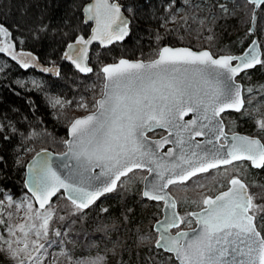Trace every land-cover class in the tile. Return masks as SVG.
Listing matches in <instances>:
<instances>
[{"label": "snow or ice", "instance_id": "1", "mask_svg": "<svg viewBox=\"0 0 264 264\" xmlns=\"http://www.w3.org/2000/svg\"><path fill=\"white\" fill-rule=\"evenodd\" d=\"M251 2L264 4V0ZM219 7L228 11L223 4ZM85 12L87 20L95 24L93 34L89 39L80 36L75 44L68 45L65 59L80 72L91 73L93 69L87 64L89 45L93 41L104 46L123 41L129 35L130 21L118 0H93L85 6ZM187 19L183 18L184 23ZM171 20L175 22L176 15ZM8 35V29L0 25V36ZM13 47L7 44L0 47V52ZM12 58L17 59L15 55ZM234 60L239 63L234 65ZM22 63L25 68L32 66L27 60L22 59ZM256 65L264 67V59L255 49L234 57L214 56L209 50L194 51L191 47L163 46L154 58H122L103 66L97 73L103 81L100 98L94 100L88 115L75 119L70 126L72 139L66 141L68 151L62 162L67 174L57 172L46 154L29 165L32 198L17 203L8 197V207L16 204L17 212L26 210L24 222L7 224V238L0 234V251L9 252L16 264H44L47 249L55 243L49 233L62 235L52 227L53 222L65 219L53 206V197L63 189L72 207L65 206L61 211L74 215L116 191L122 177L143 170L147 175L142 177V196L163 201L170 210L157 229V248L175 253L180 264H264V234L257 227V220L264 226V186H260L261 192H252L238 174L232 176L226 190L214 196L202 194L201 210L186 214L195 218L198 227L174 234L171 229L192 221L179 215L177 202L168 191L169 186L186 185L222 166L227 171V166L248 161L256 169H264V143L235 133L229 137L222 117L229 110L247 112L245 90L234 77ZM32 83L39 87V82ZM246 91L252 93L253 89ZM50 102L53 107L71 103L58 97ZM78 107L88 109V104L81 100ZM189 114L193 118L185 120ZM255 123L264 130V116ZM3 127L0 124V130ZM158 129L166 130L167 135L152 139L149 133ZM197 136L208 139L203 144L194 142ZM166 144L175 148L162 153ZM96 168L100 171L93 174ZM205 186L202 182L195 184L196 188ZM8 216L11 219L12 213ZM5 223L0 219V225ZM61 255L67 256V252L61 251ZM104 259L97 255L78 259L75 264H103Z\"/></svg>", "mask_w": 264, "mask_h": 264}, {"label": "trees", "instance_id": "2", "mask_svg": "<svg viewBox=\"0 0 264 264\" xmlns=\"http://www.w3.org/2000/svg\"><path fill=\"white\" fill-rule=\"evenodd\" d=\"M89 1L0 0V25L8 29L17 57L13 59L10 51L0 52V124L4 125L0 130V201L4 202L8 195L26 193V165L37 152L66 150L69 124L88 114L94 100L100 97L103 81L97 73L105 64L121 58L148 60L166 45L209 49L214 55L237 54L255 36L264 59V5L258 10L253 35L250 30L254 6L245 0H234L233 4L224 0H176L169 10L166 7L170 0H119L132 19V33L123 44L94 48L90 58L94 72L83 76L63 56L68 45L90 34L91 25L84 23L83 15ZM220 4L228 6V11L223 12ZM182 5L186 11L178 18L174 12ZM172 15H176L175 22ZM184 17L188 18L187 23ZM157 36L161 39L157 40ZM22 59L32 66L23 67ZM49 65L58 66L59 75L43 71ZM33 81L39 82V87ZM239 81L244 85L245 98L250 97L246 90L253 85L264 104V67L243 73ZM55 97L71 103L53 107L50 101ZM81 100L88 109L78 107ZM246 107L249 109L248 101ZM246 113L243 110L236 114L235 128L260 136L264 142V134L258 135L250 112ZM259 113L264 116V108ZM255 176L264 186V169L256 170ZM126 182L123 180L115 192L102 197L90 209L53 222L52 227L62 235L56 237L52 232L50 240L55 245L63 243L67 252L64 259L77 251H102L108 246L111 253L106 264H166L165 257L176 264L173 256L158 250L155 244H141L144 232L155 237L153 225L161 215V205L142 199L141 182L130 190L124 189ZM55 202L72 207L62 194ZM257 225L264 234L259 220ZM108 239L116 241L115 246Z\"/></svg>", "mask_w": 264, "mask_h": 264}, {"label": "rangeland", "instance_id": "3", "mask_svg": "<svg viewBox=\"0 0 264 264\" xmlns=\"http://www.w3.org/2000/svg\"><path fill=\"white\" fill-rule=\"evenodd\" d=\"M224 1H227V2L232 3V4L234 3V0H224ZM175 3H176V0H170L168 6L166 7L167 10L171 9L175 5ZM225 7L228 9V6H225ZM128 9H130V8H128ZM185 11H186L185 6L182 5V6L178 7L174 13L178 15V18H181L183 16V12H185ZM210 17H213V15H211ZM7 44L13 45L10 36L9 35L6 37L0 36V47H5ZM9 51L12 52L14 55L15 48L13 47V48L9 49ZM249 88H252L253 91H252V93L247 92L248 96H250V97L245 98V100L248 101V106H249V109L246 107V110L248 109L247 111L250 112V121L255 122V120L257 118L261 117V115L259 113V109L264 108V104L262 102L263 98H261L259 96L257 91L254 89L253 85H250ZM249 101H250V103H249ZM254 110H256V111H254ZM246 116H248V115H246ZM229 124H230L232 130H235V128H234L235 127V120L229 119ZM255 125H256V123H255ZM255 128H256V130L257 129L259 130L258 135H261L260 134L261 132H262V134H264V130H261L260 128H258L257 125ZM232 173H234V174L239 173L240 175H242L246 179H248L250 182L249 183L250 191H252V192H261L262 191V189L260 187V186H263L262 182L258 178H256V176L252 177V175L249 174L248 168H246L244 165H239L236 169H234L233 172L230 171V172L217 173L216 175L209 176L208 178L196 179V180L192 181L189 185H186L183 187H179V186L174 187L173 188L174 193L179 197V200H181L180 212H182L181 213L182 216L186 217L187 213H190L191 210L195 209L196 203L201 199L202 194L206 195L209 193L216 192L220 188V186L222 185L221 182L230 178V175ZM143 176L144 175L132 176V178L127 180V182L123 185L124 189L130 190V188H132V186H136L139 182L142 183V181H143L142 177ZM199 182L204 183L206 186L204 188H196L195 184L199 183ZM140 195H141V192H140ZM9 196H11V195H8L5 199V201L3 202V205H0V219H4L6 221V223L4 225H0V234L4 235L6 238L8 235L7 232L5 231L7 224H9V223H11V224L23 223L24 217H25V211H26L25 209L21 208L20 211L17 212L16 204H12L11 207H8V204H9L8 197ZM29 198H32V197L26 192V193H21L17 197H12V200L19 203L20 201H24V200H27ZM193 201H196V203H193ZM33 202H34V200H33ZM53 206L57 208L58 215L65 216V218H67V215H68L67 212L61 211V209H65L64 204H59V203H56L54 201ZM8 213H12L11 219H9ZM161 216H162V214L160 216H158V218L160 219ZM158 218L154 221V223L158 220ZM186 219L192 221V219H188V217H186ZM192 223H193V221L191 222V224L184 223L183 226H191ZM147 232H144V235H143L142 240H141L143 243L141 242V244H148V245L150 243L155 244L156 240L158 239L157 233L154 231L155 237L152 238V237H150V234L149 235L147 234ZM51 233L52 232L49 233V239H50ZM108 242L112 246H115V244H116V241H114V240L112 241L111 239H108ZM4 247L6 248V245ZM65 250H66V248L63 246V243L62 244L60 243L59 245L52 244V246L47 249V253L45 254L47 258L44 259V264H75V262L78 259L95 258L97 255L105 258L103 261V264H106V262L108 260H110L109 258H110L111 252L108 251V246L106 249L104 248V250H102V251L94 249V248L91 250L89 249L87 251H77L76 255H74L73 253L71 254V259H69V258L64 259L65 256L61 255V251L65 252ZM163 253H160V254H163ZM3 256L5 259L3 258ZM165 260H166V264H175L172 262L170 263V257H165ZM174 261L176 262V264H178V262L175 259H174ZM0 263L16 264V261L12 258L11 254L9 252L0 251Z\"/></svg>", "mask_w": 264, "mask_h": 264}, {"label": "water", "instance_id": "4", "mask_svg": "<svg viewBox=\"0 0 264 264\" xmlns=\"http://www.w3.org/2000/svg\"><path fill=\"white\" fill-rule=\"evenodd\" d=\"M245 1H247L248 3H250V4H252L253 6H254V13H253V18H252V22H251V25H252V27H251V30H250V32H251V34H253V35H255L256 34V29H255V24H256V19H257V12H258V10L260 9V7L261 6H263L264 4H253L252 2H251V0H245ZM93 2V0H90L86 5H88V4H90V3H92ZM118 3L122 6V11L124 12V15L128 18V20L130 21V24H129V28H130V32H129V35L127 36V37H125V39L123 40V41H117V42H114L113 44H110V45H107V46H104V45H101L100 43H99V41H93L90 45H89V50H88V61H87V64H88V66L89 67H91L92 69H93V67L91 66V63H90V58H91V55H92V52H93V50H94V48H96V47H99V48H101V49H107V48H111L112 46H114L115 44H123L129 37H130V35H131V33H132V19L130 18V16L125 12V7L123 6V4H121V2L118 0ZM85 5V6H86ZM85 6H84V8H83V15H84V23L85 24H87V25H91V30H90V34L88 35V37H86V39H89L90 37H91V35L93 34V28L95 27V24H94V22L93 21H88L87 20V14H86V12H85ZM72 44H75V43H72ZM166 46H170V45H166ZM171 47H174V46H171ZM177 47H184V46H177ZM249 49H255V51H257L259 54H260V58L262 59V49H261V45H260V41H259V39L255 36L254 38H253V40L251 41V43L248 45V47L242 52V53H237V54H220V55H232V56H234V57H240V56H242V55H244L246 52H248L249 51ZM194 51H196L195 49H193ZM203 50H209V49H203ZM69 51V49H68V46H67V48H66V50H65V52H64V56H63V60L65 61V62H67L68 64H70L76 71H78L81 75H83V76H89V75H91V74H93V72H94V69H93V71L91 72V73H84V72H80L79 71V69H77L76 67H75V65L74 64H72V62H71V60H68V59H65V53L66 52H68ZM210 51V50H209ZM214 55V54H213ZM220 55H218V56H220ZM215 56V55H214ZM122 59V58H121ZM123 59H128V58H123ZM120 60V59H119ZM118 60V61H119ZM129 60H131V59H129ZM118 61H116V62H118ZM116 62H114V63H116ZM239 63V61L238 60H234L233 61V64L235 65V64H238ZM37 64V63H36ZM108 64H112V63H108ZM108 64H105V65H108ZM104 65V66H105ZM260 65H256V67H254V68H250V69H245V70H243V71H241V72H239L235 77H234V80H235V82L237 83V84H239V85H241L242 87H243V89H244V85H243V83L241 82V81H239V77L243 74V73H245V72H248V71H251V70H254V69H256L257 67H259ZM44 69H53L54 71H46V72H48L49 74H56V72L57 71H59V67L58 66H44L43 67V71H44ZM100 98V97H99ZM244 99H245V97H244ZM246 104V103H245ZM243 111V110H242ZM241 111V112H242ZM228 112H235V111H232V110H229ZM228 112H226V113H228ZM235 113H238V112H235ZM240 113V112H239ZM89 114V113H88ZM88 114H86V115H88ZM225 114V113H224ZM86 115H83V116H80V117H77V118H82V117H84V116H86ZM223 115V114H222ZM190 118V119H192L193 118V116H192V114H189L188 116H186V117H184V119L185 120H188L187 118ZM76 118V119H77ZM72 124V123H71ZM71 124H70V126H71ZM225 124V123H224ZM70 126H69V128H68V139H67V141L68 140H70V139H72V137H71V135H70ZM158 130H160V129H158ZM164 131H166V130H164ZM167 132V131H166ZM225 132H226V125H225ZM227 133V132H226ZM235 134H239V135H243V136H248V135H245V134H243V133H235ZM167 135V134H166ZM165 135V136H166ZM227 135L229 136V137H231V135L232 134H228L227 133ZM250 137H253V136H250ZM175 137H172V139H174ZM253 138H256V139H260L259 137H253ZM152 139H155V138H152ZM160 139V138H159ZM208 139V137H206V136H197V137H195L194 138V142H199V143H201V144H203L206 140ZM156 140H158V139H156ZM261 140V139H260ZM261 142L262 143H264L262 140H261ZM167 146H171V148H175V145L174 144H166V145H164V147H163V149H162V153H163V151H164V149L167 147ZM210 147V146H209ZM68 151V144L66 143V150L63 152V153H55V152H53V151H51V150H41V151H39V152H37L32 158H31V160L27 163V165H26V171H25V181H24V185H25V190H26V192L32 197V193L29 191V183H28V181H29V175H30V173H29V165L34 161V160H37V159H40L42 156H44L45 154L48 156V157H50L51 158V161H52V165H53V167L56 169V171L57 172H59L62 176L63 175H66L67 174V169H65V168H63L62 167V162H63V160L65 159V157L63 156V154L64 153H66ZM179 151V149H177V152ZM38 154H40V156H38ZM73 163H74V161H73ZM222 167H224V166H222ZM221 167V168H222ZM254 168V167H253ZM254 169H256V168H254ZM256 170H261V169H256ZM100 171V169L99 168H96L95 169V172L93 173V174H95V173H98ZM210 171H212V170H210ZM124 177H122L121 178V180L123 179ZM149 179H151V177H149ZM119 183L120 182H118V186H119ZM169 188H170V186H169ZM144 190V189H143ZM168 191H169V189H168ZM115 192V191H114ZM63 194L64 196H65V198L67 199V193L66 192H64V190L62 189L61 190V192L60 193H58L57 194V196L56 197H53V202L56 200V198L59 196V194ZM111 193H113V192H111ZM111 193H106L105 195H108V194H111ZM171 194V193H170ZM105 195H103V196H101L99 199H97L93 204H91L88 208H85L83 211H86V210H88V209H90L91 207H93L102 197H104ZM173 197V196H172ZM174 198V197H173ZM144 199H148V198H146V197H144ZM175 199V198H174ZM33 200H34V198H33ZM148 200H150V201H153V200H151V199H148ZM176 200V199H175ZM35 202V201H34ZM155 202H162V203H164L163 201H155ZM177 202V201H176ZM37 207H38V204L36 205ZM170 210L169 209H167L166 208V206L164 205V208H163V210H162V217L158 220V221H156L155 223H154V225H153V230L157 233V235H158V238H159V231L157 230V229H159L160 227H161V225H160V222L161 221H163L164 220V218H165V216L168 214V212H169ZM176 211L178 212V203H177V208H176ZM200 211V210H199ZM199 211H196V212H199ZM179 213V212H178ZM193 219L195 220V218L193 217ZM196 223V222H195ZM181 227H182V224H180L179 225V228L178 229H176V228H173V229H171V231L173 232L174 230L175 231H180V230H182V231H191V229H181ZM198 227V225L196 224V226L195 227H193V228H197ZM258 227V226H257ZM258 230H259V228H258ZM262 233V232H261ZM173 234H174V232H173ZM155 247H156V243H155ZM157 248V247H156ZM157 249H160V250H163L164 252H166V253H168V254H171L174 258H175V260L180 264V262H179V260L176 258V255H175V253H172V252H168V251H166L165 249H163V248H157Z\"/></svg>", "mask_w": 264, "mask_h": 264}, {"label": "flooded vegetation", "instance_id": "5", "mask_svg": "<svg viewBox=\"0 0 264 264\" xmlns=\"http://www.w3.org/2000/svg\"><path fill=\"white\" fill-rule=\"evenodd\" d=\"M242 112H243V111H242ZM242 112H240V113H242ZM236 114H238V113H235V112H228V113H225V114L222 115V117H223V119H224V123H225V125H226V132H227L228 134L243 133V134L248 135V136L259 137V136H255L253 133L251 134L250 132L239 131V130L236 129L235 127H234L235 130H232V128H231V126H230V124H229V119H231V120H235ZM190 118H191V117H190ZM190 118L188 117L187 119L189 120ZM166 134H167V132L164 131V130H157L155 133H149V136H150L151 138L159 139V138H161L162 136H165ZM259 138H260V137H259ZM260 139H261V138H260ZM261 140H262V139H261ZM262 141H263V140H262ZM169 148H171V146H167V147L164 149L163 152H167ZM239 165H244L246 168H248L249 174H251L252 177H254V172L256 171V169H254V168L251 166L250 162H248V161H244L242 164H239ZM239 165L227 166V169H228L227 171H225V170H224V167H222V168L219 169V170H212V171H210L209 173L200 174V176H198V177H196V178H193L192 181H194V180H196V179H200V178H208L209 176H213V175H216L217 173H221V172H222V173H223V172H230V171L233 172L234 169H236ZM237 174L240 176L241 179L245 180L246 183H248V184L250 183L249 180L246 179L244 176L240 175L239 173H237ZM237 174L232 173V174L230 175V178H231L232 176H234V175H237ZM134 175H147V173H146V171H143V170H137V171H135L134 173H130V174H129V178L131 179L132 176H134ZM129 178H128V177H124V178L121 180V182H122L123 180H126V179L128 180ZM230 178H228V179H226L225 181L221 182L222 185L220 186V188H219L216 192H214V193H209V194H206V195H213V196H214V195L218 194L219 192L226 190V188H227V182H228V180H229ZM192 181H188L186 185H189ZM121 182H120V183H121ZM140 185H141L140 192H141V197H142V199L145 200V201H147V202H154V203H156V204H160V205H161V214H162V210H163L165 204L162 203V202H155V201H150V200H148V199H144V197L142 196V192H143V189H144V181H142V183H140ZM186 185H175V186H170V188H169V192L172 194V196L176 199V201H177V203H178V211H179L180 216H182V214H181L182 212H180V204H181V200H179V197L174 193V189H173V188L176 187V186L183 187V186H186ZM199 202H200V200L196 203L195 209H194V210H191L190 213H191V212H196V211L201 210V207H200ZM161 217H162V216H161ZM182 217H183V216H182ZM188 219H192V221H193L192 225H191V226H182L181 229H191V228H193V227L196 226V223H195V220L193 219V217H188ZM158 220H159V218H158ZM158 220H157V221H158ZM173 232L175 233L176 231L174 230Z\"/></svg>", "mask_w": 264, "mask_h": 264}, {"label": "bare ground", "instance_id": "6", "mask_svg": "<svg viewBox=\"0 0 264 264\" xmlns=\"http://www.w3.org/2000/svg\"><path fill=\"white\" fill-rule=\"evenodd\" d=\"M257 14H258V12H257ZM116 45V44H115ZM261 45V44H260ZM262 49V48H261ZM262 57H263V51H262ZM50 66V65H49ZM245 97V96H244ZM245 103H246V100H245ZM245 106H246V104H245ZM69 126H70V124H69ZM45 150H48V149H45ZM172 195V194H171ZM179 212V211H178ZM180 215V214H179ZM158 250H160V249H158ZM161 251H163V250H161ZM164 252V251H163ZM166 253V252H165ZM168 254V253H167ZM169 255H171V254H169ZM172 256V255H171ZM174 258V257H173ZM175 259V258H174ZM179 264V263H178Z\"/></svg>", "mask_w": 264, "mask_h": 264}]
</instances>
